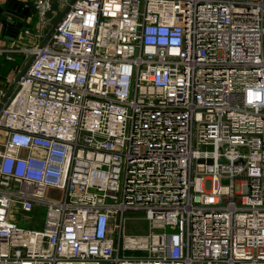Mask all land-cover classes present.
Returning <instances> with one entry per match:
<instances>
[{"label": "built area", "instance_id": "built-area-1", "mask_svg": "<svg viewBox=\"0 0 264 264\" xmlns=\"http://www.w3.org/2000/svg\"><path fill=\"white\" fill-rule=\"evenodd\" d=\"M17 34L0 264H264V0H74L43 47Z\"/></svg>", "mask_w": 264, "mask_h": 264}, {"label": "rangeland", "instance_id": "rangeland-1", "mask_svg": "<svg viewBox=\"0 0 264 264\" xmlns=\"http://www.w3.org/2000/svg\"><path fill=\"white\" fill-rule=\"evenodd\" d=\"M35 0L32 1V6H34ZM37 23V18L35 17V21H32L30 23L32 32L31 34H25L24 30H21V32L18 35L17 40V45L20 47H26V48H33L36 45L40 44V39L37 38V30H36V24ZM50 28V27H49ZM1 46V44H0ZM31 54H20L18 56H15V60L13 61H8L5 59V56L0 55V65L2 66V69L6 72L9 73L11 69L14 67L12 66L13 64L11 63H19V68L13 69L12 70V76L13 78L11 79V82L14 81V77L16 74L19 72V70L22 68L24 63L30 58ZM4 73V72H2ZM11 76V77H12ZM9 87V86H8ZM0 140L5 141L6 140V135L3 133L0 135ZM227 182V181H226ZM51 195H56V191H51ZM46 219V207H38L36 210L32 212H24L22 210L20 211H15L14 212V220L21 226L25 228H43L44 220ZM170 231V229H169ZM126 232L128 234H145L148 232V227L146 223H137L136 221H131L128 222ZM144 252L142 251H127L126 255L127 256H141L143 255Z\"/></svg>", "mask_w": 264, "mask_h": 264}, {"label": "water", "instance_id": "water-1", "mask_svg": "<svg viewBox=\"0 0 264 264\" xmlns=\"http://www.w3.org/2000/svg\"><path fill=\"white\" fill-rule=\"evenodd\" d=\"M73 1L74 0H71L70 4L62 9L59 5L58 0H49L50 8L47 10L46 16L50 20V28L48 29L45 37L40 42L39 47H43L47 43V41L49 40L52 33L57 28L58 24L62 20L63 16L65 15L66 11L69 9ZM28 13L29 10L24 8L23 3H19L18 1H14V0H9V2L5 6L0 7V15H2L0 16V19L3 22L9 23L8 33L12 34L13 38L22 28ZM34 57L35 55L32 54L14 77V81L11 82L9 88L7 89L6 94L4 95L2 101L0 102V109L3 106V104L9 99V97L12 95L17 82L26 72V70L32 63Z\"/></svg>", "mask_w": 264, "mask_h": 264}, {"label": "crops", "instance_id": "crops-1", "mask_svg": "<svg viewBox=\"0 0 264 264\" xmlns=\"http://www.w3.org/2000/svg\"><path fill=\"white\" fill-rule=\"evenodd\" d=\"M14 1H18L19 3H22L23 2V0H14ZM32 1L33 0H30V6L29 7H31V13H29V15H27V19L25 20V22H24V24H23V26H22V28L18 31V33H20L21 32V30H25L26 28H31V25H30V23L32 22V21H35V17H33L32 15H33V13L32 12H34V6H32ZM9 2V0H0V7H2V6H5L7 3ZM29 10V9H28ZM0 16H2V15H0ZM37 24V23H36ZM8 27H9V23H7V22H3L1 19H0V44H1V46H0V50H4V52H2V53H0V55L1 56H5V59L6 60H8L7 59V56L9 55V54H11L12 56H13V60H15L16 58H15V56H18V55H20V54H22V53H10V52H8L11 48V45L13 44V35L12 34H9L8 33ZM50 27V26H49ZM9 34V35H8ZM17 35H19V34H17ZM13 60H8V61H13ZM0 69H1V71L0 72H2L3 71V69H2V66L0 65ZM13 69H16V67H13L12 69H11V71H9V73L6 75V78H4L5 79V81H7V82H9V86H10V84H11V79L13 78V74H12V70ZM12 76V77H11ZM9 88V87H8Z\"/></svg>", "mask_w": 264, "mask_h": 264}, {"label": "trees", "instance_id": "trees-1", "mask_svg": "<svg viewBox=\"0 0 264 264\" xmlns=\"http://www.w3.org/2000/svg\"><path fill=\"white\" fill-rule=\"evenodd\" d=\"M11 64H13L12 66L16 67V69L19 68V66H20L19 63H11ZM0 71H1V69H0ZM2 72H4V73H2ZM2 72H0V84L6 85L8 87L9 82L5 81V79H4V78H6V75L8 74V72H6L4 70Z\"/></svg>", "mask_w": 264, "mask_h": 264}]
</instances>
